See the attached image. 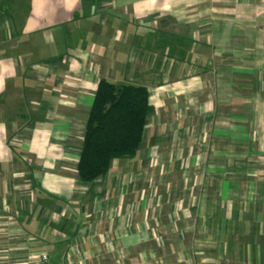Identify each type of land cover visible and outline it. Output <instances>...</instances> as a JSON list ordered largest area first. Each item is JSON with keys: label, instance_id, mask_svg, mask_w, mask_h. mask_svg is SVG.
<instances>
[{"label": "crops", "instance_id": "crops-1", "mask_svg": "<svg viewBox=\"0 0 264 264\" xmlns=\"http://www.w3.org/2000/svg\"><path fill=\"white\" fill-rule=\"evenodd\" d=\"M7 2L0 264H264V0ZM102 80L153 112L87 184Z\"/></svg>", "mask_w": 264, "mask_h": 264}, {"label": "trees", "instance_id": "trees-1", "mask_svg": "<svg viewBox=\"0 0 264 264\" xmlns=\"http://www.w3.org/2000/svg\"><path fill=\"white\" fill-rule=\"evenodd\" d=\"M153 108L145 87L99 83L78 163L79 179L93 183L115 159H133L143 142Z\"/></svg>", "mask_w": 264, "mask_h": 264}, {"label": "rangeland", "instance_id": "rangeland-1", "mask_svg": "<svg viewBox=\"0 0 264 264\" xmlns=\"http://www.w3.org/2000/svg\"><path fill=\"white\" fill-rule=\"evenodd\" d=\"M8 0H0V11L1 12H7L9 11V3L7 2ZM28 1V0H27ZM20 2L23 4V6H25L24 0H20Z\"/></svg>", "mask_w": 264, "mask_h": 264}, {"label": "built area", "instance_id": "built-area-1", "mask_svg": "<svg viewBox=\"0 0 264 264\" xmlns=\"http://www.w3.org/2000/svg\"><path fill=\"white\" fill-rule=\"evenodd\" d=\"M48 258H49L48 254L47 253H43L41 255V264H47Z\"/></svg>", "mask_w": 264, "mask_h": 264}]
</instances>
